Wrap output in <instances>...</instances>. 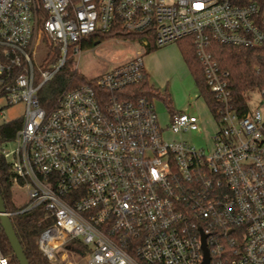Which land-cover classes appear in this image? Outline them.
I'll list each match as a JSON object with an SVG mask.
<instances>
[{"label": "built area", "instance_id": "built-area-1", "mask_svg": "<svg viewBox=\"0 0 264 264\" xmlns=\"http://www.w3.org/2000/svg\"><path fill=\"white\" fill-rule=\"evenodd\" d=\"M110 31L138 35L135 56L46 111L41 87ZM185 38L214 100L217 129L202 147L182 138L199 132V115L167 108L161 123L131 91L150 45ZM212 43L264 45V0H0V112L24 105L14 147L0 150L24 206L6 213L43 212L37 245L50 263L201 264L205 235L210 264H264V115L251 106L264 88L240 108Z\"/></svg>", "mask_w": 264, "mask_h": 264}, {"label": "trees", "instance_id": "trees-1", "mask_svg": "<svg viewBox=\"0 0 264 264\" xmlns=\"http://www.w3.org/2000/svg\"><path fill=\"white\" fill-rule=\"evenodd\" d=\"M119 37L122 39L139 40L136 34L127 32L110 31L107 33H95L82 41L80 48L91 44H97L105 39ZM183 61L190 73L194 76L199 93L204 97L208 106L214 105L212 95L209 93L201 65L195 55L194 48L189 39L177 41ZM155 46H149L143 55L154 50ZM213 57L220 68L228 72V83L232 96L240 108L245 109L247 103L245 96L254 89L264 88V45L254 48L237 47L212 43L210 48ZM57 51L54 49L46 55L45 64L55 61ZM90 80L80 75L72 67L71 57L64 63L51 80L40 89L38 98L40 105L49 111L57 105L59 97L64 91L89 83ZM155 89L148 83L147 78L132 88L134 96L152 94ZM170 111H173L170 102L165 101ZM19 120H13L0 124V150L7 142L13 140L20 126ZM12 173L9 163L4 159L0 151V194L6 212H15L23 208L24 204L16 205L12 199L10 188ZM13 230L22 246L23 252L29 264H52L40 252L37 240L39 233L46 226L44 214L40 209L28 212L16 213L9 216ZM0 245L8 256V264H18L7 239L0 227Z\"/></svg>", "mask_w": 264, "mask_h": 264}, {"label": "rangeland", "instance_id": "rangeland-1", "mask_svg": "<svg viewBox=\"0 0 264 264\" xmlns=\"http://www.w3.org/2000/svg\"><path fill=\"white\" fill-rule=\"evenodd\" d=\"M138 50V45L129 39H105L82 48L72 56V67L83 77L93 78L131 59ZM142 60L148 83L155 89L147 96L152 100L160 122L165 123L167 119L168 107L165 101L168 99L173 109L186 108L189 113L197 114L201 118L199 132H185L182 138L196 147L211 144V136L217 127L205 100L199 96L196 80L183 61L178 43L156 47L143 55ZM252 98V108L260 107L264 115V105H260L259 95L252 93ZM23 114L22 103L7 105L0 112V124L20 121ZM13 147V140L5 144L7 150ZM10 192L16 205L23 203L21 189L11 185ZM78 264L81 262L78 261Z\"/></svg>", "mask_w": 264, "mask_h": 264}, {"label": "water", "instance_id": "water-1", "mask_svg": "<svg viewBox=\"0 0 264 264\" xmlns=\"http://www.w3.org/2000/svg\"><path fill=\"white\" fill-rule=\"evenodd\" d=\"M0 227L9 243V246L18 262V264H29L23 252L22 246L13 230L9 215H7L4 203L0 194ZM202 262L201 264H210V255L205 246V235L201 237Z\"/></svg>", "mask_w": 264, "mask_h": 264}, {"label": "crops", "instance_id": "crops-1", "mask_svg": "<svg viewBox=\"0 0 264 264\" xmlns=\"http://www.w3.org/2000/svg\"><path fill=\"white\" fill-rule=\"evenodd\" d=\"M178 64V63H177ZM146 77H148L147 76V73H146ZM173 109V108H172ZM173 110H175V109H173ZM175 111H185V112H188L189 113V111L186 109V108H183V109H176Z\"/></svg>", "mask_w": 264, "mask_h": 264}]
</instances>
